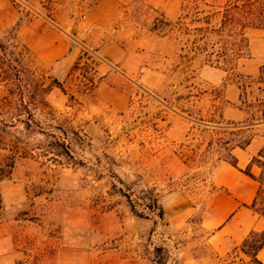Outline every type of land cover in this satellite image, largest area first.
Returning <instances> with one entry per match:
<instances>
[{
  "label": "rangeland",
  "instance_id": "rangeland-1",
  "mask_svg": "<svg viewBox=\"0 0 264 264\" xmlns=\"http://www.w3.org/2000/svg\"><path fill=\"white\" fill-rule=\"evenodd\" d=\"M8 1L23 18L66 28L91 3ZM115 1L117 22L93 34L92 50L72 47L57 73L30 50L21 79L40 81L43 70L47 87L53 78L62 87L44 103H21L0 84V264H248L240 252L220 256L202 225L223 154L216 129L229 105L226 86L259 75L246 68L248 58L228 72L205 63L207 41L196 29L229 0ZM98 32L129 56L115 63L110 85L101 86L97 70L112 60L95 55ZM5 36L26 45L19 34ZM245 99L249 105L264 93L255 84ZM257 111L246 106L245 121ZM254 129L264 135V126ZM151 196L163 220L133 214L129 198L148 205Z\"/></svg>",
  "mask_w": 264,
  "mask_h": 264
},
{
  "label": "crops",
  "instance_id": "crops-1",
  "mask_svg": "<svg viewBox=\"0 0 264 264\" xmlns=\"http://www.w3.org/2000/svg\"><path fill=\"white\" fill-rule=\"evenodd\" d=\"M83 1V0H82ZM221 2L222 0H217ZM109 3L115 6H108ZM83 4H85L83 2ZM115 0H98L88 8L81 19L69 20V27L57 26L51 22L39 21L36 18H23L20 11L8 0H0V35L10 33L17 25L18 34L26 46L35 53L41 65L57 73L66 67L71 56V48L75 52L92 50L91 42L96 31H104L121 16L120 7ZM72 30V31H71ZM76 33V35H75ZM99 33V32H98ZM94 36V37H93ZM104 34L97 36L100 49L95 55H106L111 62H100L97 70L102 78V85H110L112 80H118V69L115 63H125L127 52L121 44L111 42L103 44ZM250 57L246 68H257L260 72L264 66V30L251 29L248 31ZM90 53V52H89ZM88 53V55H90ZM246 60V59H245ZM217 70V69H215ZM221 76L219 73H213ZM223 76V75H222ZM220 77L223 81L226 77ZM225 99L229 102L223 111L222 119L227 122H245L247 115L240 108L241 90L238 85L228 83L225 89ZM121 104H126L124 95ZM261 126H264L261 125ZM177 129H171L175 132ZM187 137V136H186ZM264 147V135H256L251 144L245 149L236 148L233 154L238 160V167L246 169L252 158ZM239 169L220 161L213 169L211 181L215 193L208 198V204L203 214L202 225L211 232L209 244L220 256H226L233 251L240 252L239 247L252 231L264 232V217L254 212L250 206L253 204L258 191V183L245 175ZM254 174L259 170L253 168ZM243 258L245 257L242 253ZM259 260L264 264V248L258 254ZM248 259V258H247Z\"/></svg>",
  "mask_w": 264,
  "mask_h": 264
},
{
  "label": "trees",
  "instance_id": "trees-1",
  "mask_svg": "<svg viewBox=\"0 0 264 264\" xmlns=\"http://www.w3.org/2000/svg\"><path fill=\"white\" fill-rule=\"evenodd\" d=\"M98 0H91L88 8L94 5ZM204 1L205 0H201ZM195 18L200 12H195ZM187 17V15H184ZM183 18L181 17L180 20ZM251 29L264 30V0H229L218 8L206 13L202 19V26L198 27L201 37L206 40V47L203 50L207 53L205 57L206 65L225 72L236 70L239 63L250 57L249 38L247 33ZM19 26L15 27L10 33L6 34V38L15 41L18 39ZM3 36L0 35V84L8 91L9 97H19V102H24L26 98H30V103L38 97L40 103L45 102L46 95L53 87L62 88L56 79L51 80V84L47 87L45 84V73L41 71L40 81L22 80V75H26L29 70L30 62L26 60L32 55V52L26 45L19 43H7L2 41ZM216 38V41H213ZM10 42V43H9ZM27 58V59H26ZM32 64V63H31ZM38 72L37 69L34 70ZM14 77V78H13ZM14 79L16 81H14ZM237 85L241 90L240 108L245 111L257 108L258 113L250 115V119L245 122H224L222 121L218 129L221 135L220 145L223 154L221 161H224L236 169L238 160L233 154V150L240 148L245 150L255 138L254 127L264 124V99L257 100L255 103L250 102L247 105L246 96L249 90L256 84L258 90L264 93V66L261 67L258 77L248 75H238ZM28 127V123H24ZM228 135L231 138L225 139ZM253 168L259 170L256 175ZM245 175L258 183V191L253 204L250 208L264 217V147L254 156L246 169L241 170ZM5 175L0 172V181ZM129 198V197H128ZM149 204L135 203L129 198L132 212L135 216L141 218L149 217V213H153L154 217L160 220L164 219V211L158 200L151 196ZM1 204V201H0ZM264 248V232L252 231L249 236L240 245L239 250L248 258V264H263L259 258V252ZM237 251H233L236 253ZM232 253V254H233ZM244 263V262H243Z\"/></svg>",
  "mask_w": 264,
  "mask_h": 264
}]
</instances>
